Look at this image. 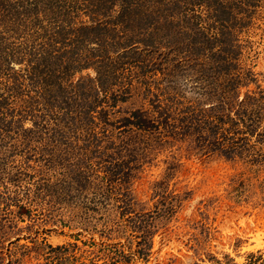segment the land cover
I'll list each match as a JSON object with an SVG mask.
<instances>
[{"label": "rangeland", "instance_id": "1", "mask_svg": "<svg viewBox=\"0 0 264 264\" xmlns=\"http://www.w3.org/2000/svg\"><path fill=\"white\" fill-rule=\"evenodd\" d=\"M1 37L26 75L0 84V264H264V157L142 143L145 257L89 144L159 99L264 91V0H0Z\"/></svg>", "mask_w": 264, "mask_h": 264}, {"label": "trees", "instance_id": "2", "mask_svg": "<svg viewBox=\"0 0 264 264\" xmlns=\"http://www.w3.org/2000/svg\"><path fill=\"white\" fill-rule=\"evenodd\" d=\"M2 40L1 37L0 56L6 54ZM3 57L8 59L10 55ZM1 62L0 84L11 91L14 85L22 83L21 79L26 74L23 69H15L9 64L2 66ZM98 72L99 76L102 75L101 79L106 78L104 71ZM4 97L5 94L0 93V99ZM153 108L155 112L136 109L130 115L121 117L115 127L120 129L117 134L107 126L101 131L93 128L89 144H92L100 158L103 178L106 181L118 182L121 186L127 183L134 168L133 161H137L138 148L142 143L148 145L155 142L160 146L188 141L189 147L192 145L206 153L217 150L228 157L244 153L253 158L264 157L262 149L257 148L258 144L264 142L263 90L259 93L246 94L242 99L239 96L232 100L223 99L217 108H211L209 112L196 104L184 105L182 101L169 99H166V102L159 99ZM95 122V117H92V125H95ZM103 122L105 125L115 126L108 118ZM116 198L122 205L123 217L132 222L134 228L141 230V240L138 241L140 251L148 257L154 230L147 226L144 218H140L141 215L136 212L131 192L122 186ZM123 256L126 257L124 254Z\"/></svg>", "mask_w": 264, "mask_h": 264}]
</instances>
